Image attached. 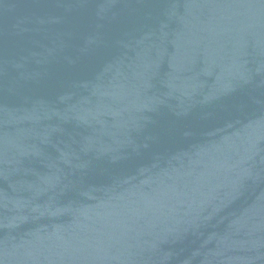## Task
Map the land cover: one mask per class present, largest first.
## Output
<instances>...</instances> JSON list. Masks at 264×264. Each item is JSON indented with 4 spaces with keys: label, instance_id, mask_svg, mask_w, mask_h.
Segmentation results:
<instances>
[{
    "label": "water",
    "instance_id": "water-1",
    "mask_svg": "<svg viewBox=\"0 0 264 264\" xmlns=\"http://www.w3.org/2000/svg\"><path fill=\"white\" fill-rule=\"evenodd\" d=\"M0 264H264V0H0Z\"/></svg>",
    "mask_w": 264,
    "mask_h": 264
}]
</instances>
